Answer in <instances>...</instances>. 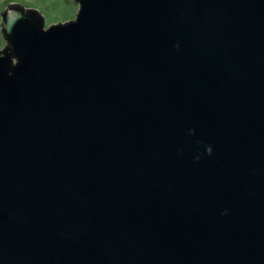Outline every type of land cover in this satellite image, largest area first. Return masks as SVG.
Returning a JSON list of instances; mask_svg holds the SVG:
<instances>
[{"label": "water", "instance_id": "obj_1", "mask_svg": "<svg viewBox=\"0 0 264 264\" xmlns=\"http://www.w3.org/2000/svg\"><path fill=\"white\" fill-rule=\"evenodd\" d=\"M2 12L0 264H264V0Z\"/></svg>", "mask_w": 264, "mask_h": 264}, {"label": "rangeland", "instance_id": "obj_2", "mask_svg": "<svg viewBox=\"0 0 264 264\" xmlns=\"http://www.w3.org/2000/svg\"><path fill=\"white\" fill-rule=\"evenodd\" d=\"M13 3L37 10L44 17L47 28L74 20L79 10V5L73 0H0V50L6 44L1 30L2 12Z\"/></svg>", "mask_w": 264, "mask_h": 264}]
</instances>
